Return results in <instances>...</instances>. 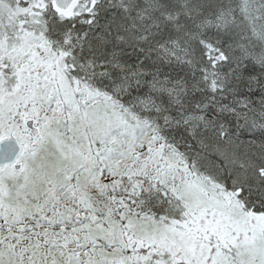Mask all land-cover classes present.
<instances>
[{
  "label": "snow or ice",
  "instance_id": "snow-or-ice-1",
  "mask_svg": "<svg viewBox=\"0 0 264 264\" xmlns=\"http://www.w3.org/2000/svg\"><path fill=\"white\" fill-rule=\"evenodd\" d=\"M0 264H264V0H0Z\"/></svg>",
  "mask_w": 264,
  "mask_h": 264
}]
</instances>
